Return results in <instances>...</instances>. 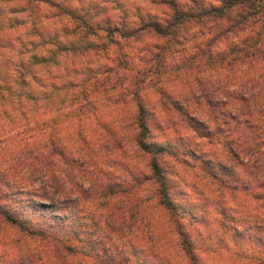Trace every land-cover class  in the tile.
I'll list each match as a JSON object with an SVG mask.
<instances>
[{
    "label": "trees",
    "instance_id": "16d2710c",
    "mask_svg": "<svg viewBox=\"0 0 264 264\" xmlns=\"http://www.w3.org/2000/svg\"><path fill=\"white\" fill-rule=\"evenodd\" d=\"M19 1L26 3L25 12L32 2L41 8L67 12L60 0ZM145 1L162 5L164 10L145 6L132 11L126 19L123 15L120 23L107 18L94 31L83 19L67 13L82 21L89 34L97 36L98 31L103 32L116 46L119 43L114 42V34L123 41L143 35L154 41L141 44L131 54L113 52L104 65L92 68L83 63L71 64L69 70L53 75L48 85L51 95L66 86L74 88L70 98L51 100L54 106L46 102L54 114L49 109L42 112L44 101L35 103L38 97L24 88L28 86L27 79L39 82L34 69L56 56L55 49L61 47L58 44L50 42L54 45L51 58L34 55L29 62L20 58L13 73L0 78V106L15 103L14 112L21 120L14 134L22 136L28 132L29 138L38 137L33 143L24 142L18 147L14 161L30 178V187L39 183L40 187L29 194L31 204L51 212L48 225L39 228L27 227L0 210L5 221L17 230L10 235L9 243L27 241V251L20 259L32 264L44 259L45 264H66L76 255L87 256L72 243L84 240V235L100 234L111 243L117 237L121 242L133 235L136 226L141 233L159 236L158 243L165 233L173 238L183 264H206L195 254L190 235L178 216L162 165L167 157L190 168L201 166L220 197L225 188L232 192L231 196L241 190L264 201V0H214L218 6L202 0H190L189 4L180 0ZM190 26L195 28L187 32ZM32 28L35 30V26ZM220 42L221 47L217 48ZM88 44V50L101 48ZM70 47L68 51L74 52L73 44ZM201 65L226 73L239 72L232 78L234 87L238 85L236 91L227 89L216 96L214 90L208 97L200 75ZM188 71L195 73L191 78L193 86L187 82ZM55 81L66 83L57 85ZM73 105L76 120L71 124L75 132L74 136H66L70 123L61 120L66 115L60 113ZM231 123L228 136H215ZM179 129L181 141L196 137L211 146H221L230 167L221 164L220 156L204 149L199 140L175 148L168 141L156 142L151 137L153 130L177 133ZM207 155L217 166L229 168L232 180L226 183L208 166L212 161L205 158ZM256 166L262 168L254 174L252 169ZM0 169H4L5 176L13 172L10 166ZM64 204L79 207L87 221L83 219V226L70 232L72 239L59 236L52 228L55 221L66 220L56 214L57 205ZM151 208L159 212L155 224ZM223 225L222 221L217 224ZM143 237H134L132 244L126 241L133 253L137 245L145 243ZM156 253L154 258L167 260L162 247ZM132 257V253L122 254L121 259L108 263L136 264ZM98 262L104 264L105 259Z\"/></svg>",
    "mask_w": 264,
    "mask_h": 264
},
{
    "label": "rangeland",
    "instance_id": "374dc122",
    "mask_svg": "<svg viewBox=\"0 0 264 264\" xmlns=\"http://www.w3.org/2000/svg\"><path fill=\"white\" fill-rule=\"evenodd\" d=\"M60 1L67 12H56L54 9L41 8L34 2L31 3L29 10L25 12L24 10L27 7L23 1L0 0L1 79L13 73L20 58L25 59L26 62H29L34 55L51 58L53 56L51 50H54V45H51L50 42L61 46L55 49L56 56L54 55L52 59L35 67L34 72H36L39 82L32 83L27 79L28 86L24 88V91H31L38 97V99H35V103L41 104L44 101L46 107L41 109L42 112L49 109V112H52L51 114H54V109H51L47 103L53 104L51 100H57L58 98L66 100L74 92V88L66 86L61 91L51 95L48 85L51 84L50 78L53 75L62 74L64 71L69 70L73 66L71 64L79 65L83 63L92 68L104 65L108 63V58H112L113 52L120 51V53L131 54L133 49L141 44L154 41L146 35L137 40L127 39L123 41L119 35L114 34L113 40L118 42L119 45H113L109 43V37L103 32L98 31L97 36L89 34L88 30L82 27V21L67 14L69 11L76 17L83 19L87 25L92 26L94 31L95 26L104 24L107 18L112 19L113 23H120L123 15L126 19V17L133 14L132 11L145 6H148V9L164 10L162 5L150 4L145 0ZM180 1L189 4L190 0ZM202 1L205 4L219 5L214 0ZM123 12L124 14H122ZM33 26H35V30L32 28ZM194 28V26H190L187 32H191ZM31 42H33V46L28 45ZM88 42L93 45H101V48L95 47L94 51L88 50L86 49L89 46ZM71 44L75 47L74 52L68 51L71 49ZM221 44L222 42L216 45L217 48H220ZM22 47H24L23 51H21ZM200 69L201 72L203 71L200 75L201 79H204L203 87L208 93V97L215 91L217 92L216 96L227 89L236 91L238 85L234 87L232 78L235 74L239 75V72L226 73L223 69L216 67L212 69V67L202 65ZM194 74L193 71L186 73L187 82H190V86H193L191 78ZM169 75L173 84L175 82L173 81V73ZM64 80L68 81L69 78ZM181 82V84H184V81ZM55 83L60 85L66 82L55 81ZM0 92L2 91L0 90ZM10 103H5L4 107L0 106V166L13 168V172L11 171L6 176L4 175V169H0V210L5 211V213L24 223L27 227L45 228L48 225L47 217L50 216L51 212L33 206L29 195L40 187L39 183H35L33 187H30V178H27V174L25 175L24 172L22 174L20 164L14 161L15 156L18 155V147L24 142L33 143L38 137L33 135L29 138L28 132L22 136L14 134V129L21 124V120L17 119L18 114L16 115L14 112L15 103ZM72 109L73 112H71ZM74 111L73 105L70 110L67 109L60 113L66 115L61 117V120L70 123L64 132L66 136H74L75 129L74 125L71 124L76 120V112ZM42 118L46 119L47 117ZM231 125L232 123L229 126H223L215 136L220 138L228 136L229 129L232 128ZM181 133L180 129L177 130V133L166 131L162 133L153 130L151 137L156 142L168 141L175 148L199 140L203 143L204 149L215 151V154L217 153L220 156L221 164L226 165V151L221 146H211L205 139L200 140L196 137H189L190 140L187 138V140L181 141L179 138L183 136ZM72 139L74 140V137ZM205 158L212 161L210 162L211 165H207L222 176L226 183L232 180L230 179L232 173L229 175V168L223 169L214 164L210 155L205 156ZM138 161L136 163H139ZM195 162L194 160L193 164H196ZM190 164H192V160ZM229 164L231 163L226 166L230 167ZM162 165L169 179L170 194H172L174 202L178 206V216L190 235L196 255L202 257L206 264H261V262H264V201L262 199L251 197L249 193H243L241 190L234 192V196H231L232 192L225 188L222 189L223 195L220 197L216 194V187L212 185V181L209 179L210 176L202 171L201 166L200 168L198 165L190 168L178 164L169 157L166 158V163ZM261 168L262 166H256L252 169V173L255 174ZM78 208L73 204L57 205L56 209L58 211L56 210V214L65 217L66 220L63 222L55 221L52 224L53 231L56 234L69 236L70 232L77 231V226H83L85 219ZM150 215L154 219V221L152 220L154 224L160 218L159 212L152 208L150 209ZM215 220L217 224L222 221L225 224L224 227L217 226ZM133 230V235H127L130 236L128 239H122L120 242L117 237H114L115 242L113 243L108 239H104L100 234L88 237L84 235V240L73 241L72 243L78 250L88 253L87 256L76 255L72 257V262L66 264H99L97 261L103 259H105L104 264H109V260L115 262V260L121 259L122 254L130 255L131 253L134 255L132 262L136 264H166L167 262L170 264H183L182 256L174 247L173 238L168 234L161 235L158 243L156 240L159 236H154L153 233H141V229L136 228V226ZM16 231V228L6 222L3 215L0 214V264H32L20 259V256H24L27 251L26 239L18 244L9 243L10 235L16 233ZM142 236H144L142 239L145 243L142 246L137 245L135 248L136 253H133L126 241L129 240L132 244V241L136 240L134 237L140 238ZM69 237L71 238V236ZM159 247H162V252H164L167 260L154 258L157 254L156 251H159ZM44 260L40 263L34 262V264H45ZM50 262H53V260Z\"/></svg>",
    "mask_w": 264,
    "mask_h": 264
}]
</instances>
